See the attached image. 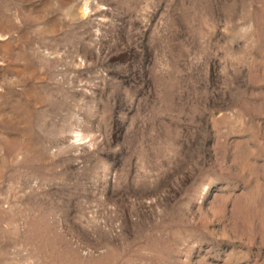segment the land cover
<instances>
[{
	"label": "rangeland",
	"instance_id": "obj_1",
	"mask_svg": "<svg viewBox=\"0 0 264 264\" xmlns=\"http://www.w3.org/2000/svg\"><path fill=\"white\" fill-rule=\"evenodd\" d=\"M0 264H264V0H0Z\"/></svg>",
	"mask_w": 264,
	"mask_h": 264
}]
</instances>
